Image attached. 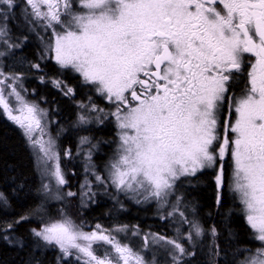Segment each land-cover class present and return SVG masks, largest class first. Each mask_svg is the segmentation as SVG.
<instances>
[{
	"label": "snow or ice",
	"instance_id": "snow-or-ice-1",
	"mask_svg": "<svg viewBox=\"0 0 264 264\" xmlns=\"http://www.w3.org/2000/svg\"><path fill=\"white\" fill-rule=\"evenodd\" d=\"M21 3L26 31L50 32L45 51L112 105L105 111L91 98L79 103V126L111 118L117 129L115 151L102 171L92 161L97 144L80 138L92 177L80 186L87 189L81 197L96 195L95 181L137 204L155 202L164 210L160 219L174 222L175 236L123 224L86 231L63 209L47 210L48 200L77 193L62 190L68 180L47 111L25 98L22 74L3 67L28 40L27 34L13 37L9 27ZM31 67L39 70L40 64ZM51 83L75 96L63 81ZM0 109L23 130L48 180L39 189L41 204L0 226V239L25 254L21 264H43L39 256L47 249L58 250L57 264H200L202 255L207 264H227L219 230L205 228L181 191L208 169L217 211L227 190L238 206L226 218L239 213L259 242L237 248L232 264H264V0H0ZM71 155L64 149V157ZM0 204L8 205L2 191ZM32 217L40 224L28 230L29 244L15 229Z\"/></svg>",
	"mask_w": 264,
	"mask_h": 264
},
{
	"label": "trees",
	"instance_id": "trees-1",
	"mask_svg": "<svg viewBox=\"0 0 264 264\" xmlns=\"http://www.w3.org/2000/svg\"><path fill=\"white\" fill-rule=\"evenodd\" d=\"M23 15L24 8L21 3V7L13 10L9 27L13 30V37L27 34L28 40L22 48L15 50V58L9 56L3 60V67L8 72L22 74L25 86L28 89L29 99L32 98L36 102H40L42 95L47 99V104L50 107L47 104L45 105L51 110L53 109V115L59 119L57 125L62 129L63 133L67 132L58 140L61 142V146L66 145L67 149H71L74 146L75 132H77L73 130L74 126L71 124L75 120L77 104L81 102L80 100L85 99L83 93L88 92V88L83 86L81 78L74 72L61 68L51 59H43V49L36 39V33L26 31L22 20ZM34 63L40 64L39 70L31 67V64ZM41 77H43L44 83L41 82ZM51 79L66 81V84L75 90V97H68V99L55 87H51ZM96 128H98L95 129L97 130L96 132L92 131L89 133L93 135L97 144H102L99 146V153L93 162L97 165V170L102 171L103 165L108 160L106 156L114 145L115 135H113L112 125ZM63 159L65 173L69 182L68 186L66 185L67 190L76 192L78 189V181L75 178L77 172L72 171L67 163L71 159ZM190 179L191 190L187 193L184 190L182 191L188 201L195 206L197 217L205 228L215 225L219 230V243L222 250L221 259L227 261V264H232L234 258L239 256L237 248L245 249L259 246L258 241H252L244 219L239 213L234 212L233 215L226 218L227 211L238 206L234 204L232 194L227 190L223 194L224 208L220 212L217 211L215 207L216 186L213 170H206L198 174V177ZM40 187L39 175L23 133L19 127L3 116L0 111V191L4 192L8 198L7 206L0 204V226L6 227L8 223L19 219L21 215L30 214L31 209L41 204L42 192L39 191ZM98 190L104 191L101 188ZM103 191L97 193L95 199L92 200L93 204L87 207L80 206L78 193L75 198L70 197L72 200L67 205L69 213L74 216L72 217L77 223L82 222L85 225V230H89L87 227L91 228L95 224L100 223L109 227H113L116 224L138 225L142 229H148L155 233L166 232L167 224L160 222L156 218L153 219L151 205L141 206L136 204L134 200L125 198L123 194L115 193V189L112 188L107 189L105 192ZM57 206L58 204L49 205L47 210L49 211L50 209V213L56 214L62 209L60 205L61 208L59 206L58 211H52ZM63 208L65 209L66 205ZM39 224V218L32 217L29 222L16 227L15 235L22 236L31 244L33 238L29 236L28 230L32 227H37ZM58 256V250L47 249L39 256V259L42 260L43 264H57L56 258ZM25 258L26 256L23 252L7 245L0 239V264H21ZM199 260L200 264H207L206 256H200Z\"/></svg>",
	"mask_w": 264,
	"mask_h": 264
},
{
	"label": "rangeland",
	"instance_id": "rangeland-1",
	"mask_svg": "<svg viewBox=\"0 0 264 264\" xmlns=\"http://www.w3.org/2000/svg\"><path fill=\"white\" fill-rule=\"evenodd\" d=\"M11 28V27H10ZM12 32H13V30H12ZM35 33H39V37L36 35V39H37V41H38V43H39V45L42 47V49H43V56H44V60L45 59H51V60H53L55 63H56V61L54 60V58H52V54L50 53V52H46L45 51V48H46V44H47V40L50 38V32H45V31H42L40 28H37L36 30H35ZM13 34V33H12ZM40 37H42L43 39H41ZM3 63V62H2ZM57 64V63H56ZM58 65V64H57ZM5 70V69H4ZM68 70V69H67ZM6 71V70H5ZM71 71V70H70ZM6 72H8V71H6ZM76 75H78L79 76V74H77V73H75ZM51 81H53V79H51ZM60 81H63V80H60ZM65 84H66V81H63ZM22 83H23V87H24V89H26V92L24 93V95H25V98L29 101V102H34V103H38L39 105H40V107L41 108H43V109H45L46 111H47V119L49 120V121H51L52 123L50 124V126H49V131L51 132V134L56 138V143H57V147H58V150L61 152V155H62V159H61V166H62V168H63V170H64V173H65V168H64V159L63 158H65V159H67V160H69V159H71V160H69V161H67V163H68V165H69V167H70V169H72V171H76L77 172V176L75 177L77 180H78V189L76 190V193H78V196H79V202H80V206L81 207H87L88 205H90V204H93L92 203V200L93 199H95V197H96V195L91 199V200H89L87 197H81V194H82V192H84V191H87V189L85 188V189H81V185L82 184H85V182H86V176H87V178L88 179H92V177L91 176H88L87 175V173L85 172V166H86V160H85V153H86V151H87V145H85V146H83L82 148H81V146H80V138L82 137V136H89L88 135V133L89 132H92V131H97V130H95V129H98V128H96V127H100L101 125H87V126H79L78 125V123H77V118H78V115H79V113H80V111H81V109H80V107H79V103L77 104V108H76V114H75V120H74V122L71 124V125H73L74 127H73V130H75V131H77V133H75V136H74V139H73V142H74V146L70 149L71 150V152H72V155H71V157H64L63 156V152H64V149H67V146L66 145H63V146H61V142L60 141H58V138H62L63 136V134L65 135L67 132H62L61 130L62 129H60V127H59V125H57L58 123H59V121H58V118H56V116H54L53 114H54V111L52 112V110H51V108H49L50 106L47 104V99L42 95L41 96V100H40V102H36L35 100H33L32 98L31 99H29V93H28V89L26 88V86H25V82H24V77H23V80H22ZM43 83H44V81H43ZM83 84V83H82ZM67 85V84H66ZM68 86V85H67ZM83 86H85L86 88L88 87V94L87 95H89L90 93H92L93 94V96H91L90 98L91 99H94V96L96 97V98H99V97H101V96H99L97 93H95L94 91H92L91 90V88H90V86H88V85H85V84H83ZM51 87H54L53 86V84L51 83ZM55 89H57L56 87H55ZM58 91H60L59 89H57ZM83 96L86 98V95H85V92L83 93ZM102 98V97H101ZM103 99V98H102ZM43 100V101H42ZM81 102H83V103H85V104H87L88 102H89V98H87V101H86V99H85V101L84 100H80ZM45 104H47L49 107H47ZM107 104H108V106H107V109L108 110H111L112 109V105L109 103V102H107ZM0 111H1V113L3 114V116H5L7 119H8V117H7V115L3 112V110L2 109H0ZM9 121H11L10 119H8ZM14 125H16L13 121H11ZM17 127H19L18 125H16ZM112 127H113V135H115V137H114V145H113V147L110 149L111 151H109L108 152V160H109V158L113 155V152L115 151V148H116V132H117V129H116V126L115 125H112ZM20 129V128H19ZM21 130V132L23 133V130L22 129H20ZM54 130H55V132H54ZM57 132V133H56ZM55 134H57V136L55 135ZM90 134V133H89ZM23 135H24V133H23ZM24 137H25V135H24ZM90 137V136H89ZM90 138H92V140H93V143H95V144H97L95 141H94V138H93V135H91V137ZM25 139H26V137H25ZM26 142H27V145H28V147H29V149H30V152H31V155H32V157H33V160H34V164H35V166H36V169H37V172H38V175H39V180H40V182L42 183V181L44 182V183H47L48 182V180L47 179H45V178H42V175H41V170H40V161L38 160V158H37V154H36V151L32 148V147H30V145H29V142L27 141V139H26ZM102 143H98L97 144V147H96V149L94 150V155H93V157H92V161H95V157H96V155L99 153V146L101 145ZM78 148H81V151H80V154L79 155H77V149ZM113 151V152H112ZM108 160H106V161H108ZM94 163V162H93ZM107 163V162H106ZM105 163V164H106ZM66 164V163H65ZM95 164V163H94ZM104 164V165H105ZM96 165V164H95ZM104 165H103V168H104ZM97 166V165H96ZM74 168V169H73ZM103 170V169H102ZM208 170H211V169H208ZM227 171H230L228 168H227ZM65 176H66V173H65ZM214 177V176H213ZM66 179H67V176H66ZM68 184H69V182H68ZM68 186V185H67ZM92 187H93V191L97 194V193H101L103 190H98V189H100V187H98L97 185H96V183H95V181H93V185H92ZM185 188H187V189H185ZM190 188H192L191 187V185H190V183H185L184 185H183V187H182V189H181V191L182 190H184L186 193L189 191V190H191ZM96 189H97V191H96ZM101 189H103V188H101ZM109 189V188H108ZM63 191H68L67 190V187L65 186L63 189H62ZM103 192H105V189H104V191ZM183 192V191H182ZM230 193V192H229ZM42 194V202H43V193H41ZM231 194V193H230ZM75 198V197H74ZM72 199H70V198H67L65 201H57V200H48L47 201V203H46V208L47 207H49V205H52V204H58V206H57V208L56 209H54L53 211L55 212V211H58L59 209H58V207L61 205L62 206V209L64 210V211H66L69 215H71L70 213H69V209H68V207H67V205L70 203L69 201H71ZM49 202V203H48ZM137 204V203H136ZM64 205H66V210L63 208V206ZM139 205H141V206H152V217H153V219L154 218H156V219H158L160 222H162V223H165V224H167V226H166V232L165 233H163V234H165V235H168V236H175L176 235V232H175V224H174V222H172V221H165V220H161L160 219V216H161V214H162V212L164 211V210H162V209H159L158 208V206H157V204L155 203V202H151V203H147V204H139ZM61 206H60V208H61ZM61 210V209H60ZM51 210H49V212H50ZM73 216V215H72ZM74 217V216H73ZM199 219V218H198ZM200 220V219H199ZM200 222H201V220H200ZM98 224H100V223H98ZM96 225V224H95ZM94 225V226H95ZM100 225H102L103 227H105V228H112V227H109V226H106L105 224H100ZM118 225H120V224H116V225H114V226H118ZM94 226L93 227H91V228H94ZM113 226V227H114ZM129 227H131V225H128ZM132 226H134V225H132ZM91 228H88L87 227V229H89V230H91ZM139 228H140V230H141V232H144V233H147V232H153V231H151V230H148V229H142L140 226H139ZM87 231V230H86ZM153 233H155V232H153ZM158 233V232H157ZM137 240V241H136ZM130 241H131V243L133 244V246H139L140 245V240L139 239H137V238H135V237H130ZM205 241L207 242V237H205ZM156 256H157V259L158 260H161L162 259V257H161V253H159V252H157L156 253ZM56 263H57V261H56Z\"/></svg>",
	"mask_w": 264,
	"mask_h": 264
},
{
	"label": "flooded vegetation",
	"instance_id": "flooded-vegetation-1",
	"mask_svg": "<svg viewBox=\"0 0 264 264\" xmlns=\"http://www.w3.org/2000/svg\"><path fill=\"white\" fill-rule=\"evenodd\" d=\"M88 88V87H87ZM233 91L234 92H236L237 94H238V87H234L233 88ZM59 92H61V91H59ZM88 93H87V91L85 92V95L87 96L85 99H86V101H87V98H90L91 96H93V94L92 93H90L89 95H87ZM66 97V96H65ZM72 97H75V96H72ZM68 98V97H67ZM69 99V98H68ZM85 99H84V101H85ZM91 101L92 102H94L96 105H98L100 108H102V109H104L105 111H109L108 109H107V106H108V104H107V102L108 101H106L104 98L102 99L101 97H99V98H96L95 96H94V99H91ZM227 112H228V110H227V108L225 109V112H224V115H222L221 116V119L223 120L224 118H225V116L227 115ZM75 114V113H74ZM59 120V119H58ZM90 125H96V124H90ZM104 125H115V123H114V121H112V119L111 118H109L108 120H106L105 122H104V124L102 125V126H104ZM56 136H57V134H55ZM90 137H91V134H88ZM58 139H61V138H58ZM59 141V140H58ZM68 149H70V148H68ZM108 157V155L106 156V158ZM108 159V158H107ZM226 167H227V165H226ZM226 172H227V169H226Z\"/></svg>",
	"mask_w": 264,
	"mask_h": 264
},
{
	"label": "bare ground",
	"instance_id": "bare-ground-1",
	"mask_svg": "<svg viewBox=\"0 0 264 264\" xmlns=\"http://www.w3.org/2000/svg\"><path fill=\"white\" fill-rule=\"evenodd\" d=\"M73 117V116H72ZM102 126V125H101ZM54 132H55V130H54ZM57 133V132H56ZM74 133V132H73ZM75 133H77V132H75ZM68 134H70V133H68ZM71 135V134H70ZM67 136V135H66ZM70 138V137H69ZM63 140V139H62ZM111 151V150H110ZM94 155V154H93ZM78 181V180H77ZM71 184V183H70ZM49 203V202H48ZM149 204V203H148ZM146 206V205H145ZM50 210V209H49ZM77 210V209H76ZM53 211V210H52ZM159 228V227H158ZM137 241V240H136ZM12 253V252H11ZM53 256V255H52ZM15 258V257H14Z\"/></svg>",
	"mask_w": 264,
	"mask_h": 264
}]
</instances>
